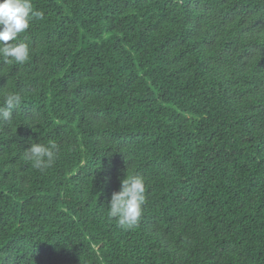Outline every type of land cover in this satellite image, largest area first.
<instances>
[{"label":"trees","instance_id":"16d2710c","mask_svg":"<svg viewBox=\"0 0 264 264\" xmlns=\"http://www.w3.org/2000/svg\"><path fill=\"white\" fill-rule=\"evenodd\" d=\"M32 3L30 61L0 60L23 97L0 126V264H264V0ZM49 141L37 170L24 151ZM127 171L131 229L107 215Z\"/></svg>","mask_w":264,"mask_h":264},{"label":"clouds","instance_id":"9594fccd","mask_svg":"<svg viewBox=\"0 0 264 264\" xmlns=\"http://www.w3.org/2000/svg\"><path fill=\"white\" fill-rule=\"evenodd\" d=\"M43 18V11L35 9L32 0H0V60L3 63L23 65L30 61V45L20 39V34L32 26L33 20ZM0 98V126L12 124L14 110L20 108L23 97L17 91L5 90L0 91ZM57 151L55 142H33L24 151V159L30 161L33 168L44 171L55 162ZM146 199V178L127 171L120 190L111 195L108 218L114 219L121 228L131 229L138 225Z\"/></svg>","mask_w":264,"mask_h":264}]
</instances>
